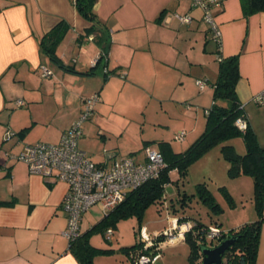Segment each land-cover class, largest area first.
Masks as SVG:
<instances>
[{
    "label": "crops",
    "instance_id": "0c3cea01",
    "mask_svg": "<svg viewBox=\"0 0 264 264\" xmlns=\"http://www.w3.org/2000/svg\"><path fill=\"white\" fill-rule=\"evenodd\" d=\"M0 5V139L33 133L45 119L68 118L72 126L81 118L86 98L97 95L100 102V91L115 84L145 87L151 93L154 89L160 99L164 89L163 97H168L165 92L177 87L175 78L161 77L164 71L169 75L170 68L157 69L159 65L173 66L165 60L168 50L182 55L186 39L200 43L204 53L212 46L211 30L203 27V11L193 7L191 0H97L95 23L110 35L111 43L108 60L93 73L102 53L94 34L88 36L94 23L82 17L71 0H0ZM176 15H190L192 22L183 24ZM215 16L221 32L218 63V57H239L238 97L264 147V105L253 100L264 90V12L247 16L242 0H226ZM61 21L70 29L56 48L58 65L43 52L41 40ZM43 66L52 72L51 77H42ZM105 68L113 73L109 78ZM200 80L211 83L209 78L196 82ZM45 95L56 97L57 110L52 113L33 110ZM70 126L58 129L60 137ZM100 132L106 137L102 128ZM34 142L30 139L24 147ZM84 146L79 147L96 163L117 159V153L107 152L95 161L94 153L87 150L90 143L86 141ZM24 147L10 153V146L8 152L20 155ZM67 191L64 182L31 175L21 161L0 160V264H79L63 234L68 228L62 210ZM257 264H264V225Z\"/></svg>",
    "mask_w": 264,
    "mask_h": 264
},
{
    "label": "rangeland",
    "instance_id": "374dc122",
    "mask_svg": "<svg viewBox=\"0 0 264 264\" xmlns=\"http://www.w3.org/2000/svg\"><path fill=\"white\" fill-rule=\"evenodd\" d=\"M203 22L206 31H210L208 24L204 20ZM204 32V29H201V33L205 34ZM210 33V51L204 53L200 43L194 39H186L182 55L178 56L174 51L168 50L169 57L165 60L172 63V67L157 66V69L162 71L170 68V74L167 75L164 71L162 78H175L177 87H172L174 89H170L168 93L165 92L168 97H163L164 89L160 93V99L154 89L151 93V90H146L145 87L123 88L117 84L113 88L100 91V102L96 104L91 118L83 124V136L79 140V146L84 148L86 141L89 142L90 149L87 150L94 153L95 161L101 160V156L107 152L113 155L117 153L118 160L131 157L135 161H141L146 149L161 151L162 143H167L174 153L187 151L206 131V111L213 106L212 84L218 76L219 63L217 42L211 31ZM166 39L171 40L168 36ZM171 46L175 50V47ZM205 78H209L211 83L206 85L205 91L199 92L195 83L197 79ZM93 96L95 95L90 97ZM55 98L45 95L44 100H38L40 103L33 107V110L46 114L54 112L57 110ZM69 122L68 118L45 119L39 123V130L33 133L29 131V137L27 134L21 135L22 137L6 135L0 139V160L8 159L5 151L8 152L10 146V153H14L19 147H24L25 142L30 139L35 141V144L59 143L62 131L58 129L69 127ZM75 123H72V126ZM101 128L106 137H102ZM181 133H185L183 141L176 139ZM229 144L233 145L239 154L246 153L242 137L232 139ZM228 166L222 157L221 147L218 146L190 167L186 179H182L177 171H173L163 200L150 205L140 219L133 216L109 226L108 232H112L110 240L104 236L103 228L106 226L95 227L105 218L103 207L95 205L90 208L83 216L82 233H87L95 227L89 234V244L99 250H111L106 254L96 255L94 264H132L125 249L141 242L144 234L159 236L160 257L152 264H190V247L185 239L169 243L167 238H163L167 231L174 229L175 220L186 218L191 223L201 221L208 226H218L224 232L254 222L258 216L253 201V179L250 176L229 178ZM200 184L207 186L215 201L222 207V215L212 214L208 206L200 200L197 192Z\"/></svg>",
    "mask_w": 264,
    "mask_h": 264
},
{
    "label": "trees",
    "instance_id": "16d2710c",
    "mask_svg": "<svg viewBox=\"0 0 264 264\" xmlns=\"http://www.w3.org/2000/svg\"><path fill=\"white\" fill-rule=\"evenodd\" d=\"M77 11L91 23L93 27L89 30L88 36L94 34V41L101 48V55L96 68L109 56L111 37L104 28L98 27L95 23L97 15L94 7L97 0H71ZM244 13L247 16L264 12V0H242ZM70 26L61 21L54 29L45 34L41 40L43 52L52 61L60 64L56 59V48L65 38ZM218 45L217 54L220 53ZM219 58V76L213 82V106L206 111L207 125L206 131L183 153H174L167 143L161 144V151L167 163V167L158 177L148 180L139 188L128 193L124 202L114 211L105 216L95 227H105L104 236L110 240L107 231L108 227L117 222L133 216H143L147 208L159 203L165 195L166 185L170 182V174L177 171L182 179H186L190 167L202 156L210 152L215 147H221V154L228 163V177L231 179L240 176H250L254 182V204L257 212V219L254 222L241 225L229 232L222 231L218 226H208L201 221L191 223L188 219H179L178 222L190 223L191 229L186 233L185 241L190 247V264H204L203 250L214 248L222 242L232 239L233 244L223 255L222 264H257L258 253L261 243L262 227L264 225V147L260 144L258 136L250 125L245 109L239 100L237 85L240 80L239 57ZM106 62V61H105ZM62 67V65H61ZM107 67V66H106ZM106 69V68H105ZM113 73L106 74V78ZM259 105V104H258ZM247 119V128L241 130L236 122L239 118ZM25 133L22 131L21 134ZM242 137L246 153L239 154L229 142ZM200 200L209 208L210 212L216 216L223 214L222 207L215 201L214 197L205 184L197 187ZM92 228L87 233H82L75 242L70 243L69 251L76 257L79 264H94V257L98 254H106L111 250H99L89 244V234L95 229ZM212 228L218 229V237L212 239L208 237ZM132 264H141L140 258L144 255L155 257L160 253L157 247L146 250L144 244L136 243L134 246L125 249ZM152 264V263H151Z\"/></svg>",
    "mask_w": 264,
    "mask_h": 264
},
{
    "label": "built area",
    "instance_id": "2783aa9c",
    "mask_svg": "<svg viewBox=\"0 0 264 264\" xmlns=\"http://www.w3.org/2000/svg\"><path fill=\"white\" fill-rule=\"evenodd\" d=\"M225 1L191 0L193 7L203 11V20L208 24L214 40L219 45L221 32L216 21L215 11L221 10ZM176 17L183 24L192 22L190 15H176ZM105 60H108V57H105ZM41 71L44 78L52 76V72L47 67L43 66ZM105 73H109L107 68ZM197 84L201 91L204 90L205 81L200 80ZM253 100L259 105H264V90ZM84 102L85 111H83L80 120L62 135L58 144L38 143L25 146L20 155H13L5 151L9 160L25 163L31 175L44 179L53 178L67 184L68 191L62 203V210L68 219V228L63 234L70 243L81 237L82 218L90 208L101 205L106 212L105 216H107L124 202L129 192L139 188L148 180L158 177L167 167L162 153L151 149H146L143 161H135L131 157L114 159L108 164L92 161L80 149L79 139L82 136V126L93 115L99 97L97 95L89 97ZM236 124L241 130H244L247 128V119L241 117ZM176 139L183 141L185 133L177 135ZM190 229V223L180 224L178 222L174 229L163 235V238H167L169 243H175L185 239L186 233ZM107 234L109 237L112 232L109 231ZM218 235V229L212 228L208 237L214 239ZM143 236L142 242L147 251L155 247L160 251L158 235L144 234ZM159 257L160 253L155 257L144 255L140 258V263L151 264L156 262Z\"/></svg>",
    "mask_w": 264,
    "mask_h": 264
},
{
    "label": "water",
    "instance_id": "95a60500",
    "mask_svg": "<svg viewBox=\"0 0 264 264\" xmlns=\"http://www.w3.org/2000/svg\"><path fill=\"white\" fill-rule=\"evenodd\" d=\"M98 59H97V62H98ZM105 61H107V60H105ZM232 244H233V240L232 239H228V240L222 242L217 247L205 248L203 250L204 264H222L224 253L227 251V249Z\"/></svg>",
    "mask_w": 264,
    "mask_h": 264
}]
</instances>
